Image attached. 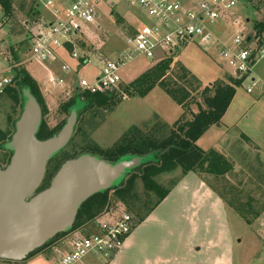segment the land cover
Masks as SVG:
<instances>
[{
  "label": "rangeland",
  "instance_id": "obj_1",
  "mask_svg": "<svg viewBox=\"0 0 264 264\" xmlns=\"http://www.w3.org/2000/svg\"><path fill=\"white\" fill-rule=\"evenodd\" d=\"M36 4V0H10L7 16L3 15L0 8V41L6 52L12 54L17 70L20 68L25 70L39 86L40 92L37 96L42 114V127L45 133L55 134L68 117V111L63 109L65 104L79 93L72 92L69 97L58 89L46 93L45 84L43 85L46 72L35 64H25L32 36L50 18L49 13L41 6L37 8ZM234 12L235 14L226 19L224 25L212 27L213 34L217 38L223 36L220 40L226 43L236 32L244 36L258 34L253 27L259 25L263 28L259 35L264 50V0L240 2ZM99 13L101 15L97 24L100 30L90 33L88 39L79 42V55L90 63L85 66L81 62L74 63L73 67L69 65L75 68L74 73L87 80L97 73L101 62L122 53L125 49L124 40L131 33V25L134 21L132 14L122 5L117 6L111 16L104 15L105 7H101ZM234 20L239 21L238 25L230 26ZM187 48L186 50L182 48L169 56L160 55L153 59L134 56L125 62V67L123 66L121 71L122 82L114 98L110 97L111 92H107L101 94L103 99H107L108 96V100L103 105L91 107L84 105L79 109L71 140L67 147L48 164L47 175H53L66 160L81 154L92 155L93 152L98 153L112 148L131 127H136L143 133H150L155 128L165 125L163 133H168L171 125L181 117L182 110L160 89H153L144 98H128L123 94L125 88L155 63L170 58L172 74L177 73V67L181 65L195 76L202 86L215 81H225L228 77L236 79L232 70L223 67L219 59L214 57L212 50L204 51L203 48L195 45ZM60 57L63 62L70 61L68 55L62 54ZM58 66L60 69V65ZM48 68L59 78H63L64 89L70 87L68 80L70 77H63L53 64L48 65ZM215 75L218 78L214 77ZM248 88L252 90L250 94L246 93ZM9 93L0 97V133L4 135L5 142L12 135L14 124L22 109L20 103L9 98ZM194 98L199 99L198 96ZM84 99L85 97H81L80 101ZM117 100L120 102L113 105ZM198 101L202 104V100ZM189 109L193 113L197 112L192 104ZM218 127L213 126L208 129L196 145L203 151L214 150L227 157L231 170L218 177L198 172L188 173L186 176L195 177L193 182L184 180L186 176H182L180 169L154 178L158 185L170 189L172 196L166 201L170 205L159 209L146 227L137 228L138 224L154 211L147 214L155 204L154 193L146 192L139 179L135 181L136 197L128 205L119 204L121 202L116 199L115 194L109 192L111 208L113 209L117 204L114 209H128L134 218L133 232L136 230V238L137 236L138 238L134 240L132 252L135 257L140 253L141 262L145 258V261L155 264L159 256L168 264H176L177 261L182 260L185 252L182 245L185 246V243L191 240H197L198 247H203L202 252L198 254V261L204 263L210 256L212 263L219 258L223 260L227 252L224 232L225 228H228L233 241L232 253L227 255V263L264 264V242L258 231V224L264 219V57L256 62L251 76L244 79L241 86L236 89V94ZM2 143L0 141V146ZM10 156L8 151L0 148V168L7 165ZM127 179L128 176L120 185L123 186ZM182 184L185 190L178 188ZM196 187L198 189L192 193ZM185 203L195 205L191 210L193 216L189 217L186 223L180 221L178 217L179 212L182 214L181 207ZM82 227L70 232L73 235L77 230L82 232L92 230L89 224L87 226L84 224ZM70 237L67 235L55 239L46 249L26 259L24 263L51 264L50 261L57 258L65 249V242ZM210 245H212L211 253H209ZM192 255L196 258L193 251ZM130 262L127 253L121 264H130ZM100 263V260H91V264Z\"/></svg>",
  "mask_w": 264,
  "mask_h": 264
},
{
  "label": "built area",
  "instance_id": "obj_2",
  "mask_svg": "<svg viewBox=\"0 0 264 264\" xmlns=\"http://www.w3.org/2000/svg\"><path fill=\"white\" fill-rule=\"evenodd\" d=\"M36 1L37 8H44L50 18L32 36L25 64H35L47 72L44 87L46 93L58 89L69 97L72 92H113L118 90L122 82V67L134 56L145 59L169 56L190 45L203 48L204 51L215 49L221 65L231 69L238 79L250 77L256 62L264 57L262 45L253 36L236 32L229 42L223 43L212 32V27L235 14L241 0ZM119 5L125 6L134 18L131 33L124 40L125 49L115 58L101 62L97 73L90 80L80 77L74 73L75 68L63 62L60 56L68 55L76 64L83 62V66L89 64V60L79 55V42L88 39L90 33L100 30L97 21L101 15V7L106 8L104 15L108 17ZM238 23V20H234L231 24ZM58 62L60 74L70 77V87L67 89H64L63 78H59L48 68V65ZM15 64L12 54L6 52L0 41V97L16 88V73L23 69L17 70ZM25 64L23 63V67ZM251 82L254 85L253 79ZM251 92V88L246 90L248 94ZM115 207L107 208L101 213L91 231L77 230L73 235L68 234L69 237L72 236L65 242V249L50 263L91 264V260H100V264H108L112 261L122 251L126 239L135 228L134 218L129 210H118ZM258 231L264 242V219L259 222ZM25 261L0 260V264H25Z\"/></svg>",
  "mask_w": 264,
  "mask_h": 264
},
{
  "label": "trees",
  "instance_id": "obj_3",
  "mask_svg": "<svg viewBox=\"0 0 264 264\" xmlns=\"http://www.w3.org/2000/svg\"><path fill=\"white\" fill-rule=\"evenodd\" d=\"M244 1L249 0H241L242 3ZM0 8L3 15L7 16L9 14L10 0H0ZM253 28L255 31H258V34H255L253 37L261 45L259 32L263 28L259 25H254ZM250 36L252 35L250 34ZM171 63L170 58L155 63L141 74L137 80L125 88L123 94L128 98H144L153 89H160L182 110L181 117L171 125L166 134L163 133L166 128L165 125L155 128L150 133H143L138 128L131 127L119 138L112 148L92 153L93 156L102 157L103 160L110 163H114L127 156L152 154V159L144 164L139 171L129 173L127 175L128 179L123 186L120 185L115 189L97 194L87 200L80 207L70 231L80 228L84 224L86 226L89 224V228L94 227L96 218L107 208L111 207L108 199V194L111 191L121 204L128 205L136 197L134 187L137 179L142 182L146 192H152L156 195L155 204L147 213L149 214L170 193V189H165L158 185L154 181V178L176 169H180L182 176L198 172L215 177L223 176L231 170L229 161L222 154L214 150L203 151L196 145V142L208 129L220 124L222 117L236 94V89L241 86L244 78L232 79L228 77L225 81H215L214 83L202 86V83L181 65L177 67V73L172 74L170 71ZM16 76V88L10 91L9 98L16 103H20V108H22L24 91H28L39 104L37 94L40 91L35 81L25 70L17 71ZM193 93L195 97L198 96L202 100V104L199 103V99L195 100ZM114 94H116V91L109 93L111 98H114ZM81 97H85V99L80 101ZM106 100H108V96L107 99H103L101 94L79 93L68 100L63 109L68 111L69 114V110L78 103L82 104V107L84 105L85 107H91L93 105H103ZM119 102L117 100L113 102V105ZM191 104L196 107V113H193L189 109ZM186 116H189L188 118L190 119L186 118ZM55 134L45 133L41 123L36 138L42 141ZM3 137L4 135L0 133V141L3 142L0 146L2 150L11 136L6 142ZM59 167L55 170L54 174ZM53 175H47L46 171L44 181L37 192L48 187ZM140 221H142V218ZM69 233L58 234L42 248L31 253L27 259L46 249L55 239L65 237Z\"/></svg>",
  "mask_w": 264,
  "mask_h": 264
},
{
  "label": "water",
  "instance_id": "obj_4",
  "mask_svg": "<svg viewBox=\"0 0 264 264\" xmlns=\"http://www.w3.org/2000/svg\"><path fill=\"white\" fill-rule=\"evenodd\" d=\"M82 104L69 110L61 129L46 140L36 134L41 108L28 91L10 140L3 146L11 156L0 168V260L22 262L58 234L69 233L80 207L91 197L115 189L139 171L152 154L127 156L114 163L90 154L65 161L41 187L49 162L69 144Z\"/></svg>",
  "mask_w": 264,
  "mask_h": 264
},
{
  "label": "crops",
  "instance_id": "obj_5",
  "mask_svg": "<svg viewBox=\"0 0 264 264\" xmlns=\"http://www.w3.org/2000/svg\"><path fill=\"white\" fill-rule=\"evenodd\" d=\"M225 24V22H223V23H220V24H218L217 26H219V25H224ZM232 24H230V26H231ZM217 26H215V28L217 27ZM223 38V36H220L219 37V39H222ZM224 40H225V38H224ZM186 49H188V48H185L184 50H186ZM212 52H214V57L215 58H217V52L215 51V49H213L212 48ZM63 61V60H62ZM66 61V63L68 64V65H70V66H74L73 64L75 63L74 61H72V60H65ZM64 61V62H65ZM58 65H60V64H53V67L54 68H58L59 66ZM39 67V66H38ZM223 67H225V66H223ZM41 68V67H40ZM228 68V67H227ZM42 69V68H41ZM59 69V68H58ZM45 71V70H44ZM46 72V71H45ZM46 75H47V72H46ZM46 77V76H45ZM45 77H44V80H43V85L45 84ZM214 77H217L218 78V76L217 75H215ZM214 77L212 78V80L214 79ZM207 84H209V83H207ZM182 113V112H181ZM182 115V114H181ZM180 115V116H181ZM177 120V119H176ZM167 123H170V122H167ZM217 128H219L218 126H217ZM210 132H211V130H210ZM210 134V133H209ZM202 150V149H201ZM221 154V153H220ZM224 156V155H223ZM225 157V156H224ZM225 158H227V157H225ZM195 177H190V176H186L185 177V179L184 180H186V181H190V182H193V181H195V179H194ZM180 190H185V187L183 186V184L182 185H180L179 187H178ZM175 189V188H174ZM173 189V190H174ZM196 189H198L197 187L192 191V193H195V191H196ZM172 190V191H173ZM172 194V192H170L169 194H168V196L154 209V211L142 222V223H140V224H138V226H137V228L138 227H141V228H143V227H146V225H147V223L152 219V218H154L155 217V215H156V212L157 211H159V209H161V208H163V207H165V206H169L170 204H168V203H166V201L172 196L171 195ZM193 197H194V194H193ZM194 204L193 203H190V204H188V203H185L182 207H181V210L183 211L182 212V214H181V212H179L178 213V217L181 219L180 221H184L185 223L187 222V221H189V217H192L193 216V212H191V210L194 208ZM180 210V211H181ZM191 222V221H190ZM196 226H197V224H196ZM136 228V229H137ZM227 230V231H226ZM136 231V230H135ZM133 232L132 231V233L128 236V238L126 239V241H125V244H124V247H123V249H122V251L111 261V262H109L108 264H121V263H123L124 262V256L128 253V255H129V259H130V264H150V262L148 261V260H144L145 258H143V261L141 262V255H139L140 253H138V255H136V257H138V258H136L134 255H133V252H132V249H133V247H134V244H135V242H134V240H135V238H136V232ZM223 231H224V229H223ZM193 233H190V235H192ZM224 234L226 235L225 236V240H226V245H225V247L227 248V252H226V255L225 256H223V260H221V258H219L218 259V261L217 260H215V261H213V263H212V257L210 256L209 258H208V260L206 261H204V263H202V262H200V261H198V254L199 253H201L202 252V248L203 247H198V245H199V242H196L197 240H191V241H189L188 243H185V246L184 245H182V248H183V251H185L184 252V254H183V256H182V260L180 261H177L176 262V264H228L227 263V255H229V254H231L232 253V241H233V237H232V235L230 234V232L228 231V228H225V232H224ZM137 238H138V236H137ZM137 238H136V240H137ZM222 240H223V237L221 238ZM212 245H210L209 246V253H211V251H212V247H211ZM199 249H201L199 252H197ZM192 251L194 252V254H196L195 255V257L196 258H194V256L192 255ZM126 252V254H124ZM134 257V258H133ZM229 257V256H228ZM196 259V262H194V260ZM224 259H226V260H224ZM132 261H133V263H132ZM152 262V261H151ZM155 264H168V262H165V261H162V259L161 258H159V256L156 258V260H155Z\"/></svg>",
  "mask_w": 264,
  "mask_h": 264
}]
</instances>
